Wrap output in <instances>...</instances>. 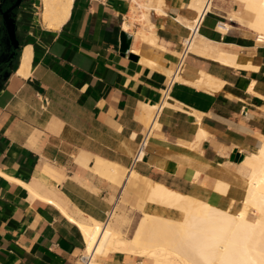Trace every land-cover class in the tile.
I'll use <instances>...</instances> for the list:
<instances>
[{"label":"crops","instance_id":"obj_1","mask_svg":"<svg viewBox=\"0 0 264 264\" xmlns=\"http://www.w3.org/2000/svg\"><path fill=\"white\" fill-rule=\"evenodd\" d=\"M162 1L164 14L151 11L144 20L122 0L105 7L73 0L66 23L51 31L36 12L40 0H24L16 13L17 59L9 67L14 50L0 23V264H78L86 242L69 218L105 224L115 211L123 232L137 225L142 200L127 189L131 172L216 208L240 204L234 163L264 137V57L252 39L220 33L218 16L209 15L199 33L259 71L189 54L173 82L186 24L196 14L189 0ZM142 30L154 31L156 46L137 36ZM27 47L32 60L23 78L16 70ZM200 73L221 81L220 90L193 85ZM170 82L169 106L159 110L142 159L133 163L147 130L142 106H161ZM218 182L225 192L215 190ZM144 210L165 216L169 209L146 203ZM140 263L124 253L95 260Z\"/></svg>","mask_w":264,"mask_h":264},{"label":"bare ground","instance_id":"obj_2","mask_svg":"<svg viewBox=\"0 0 264 264\" xmlns=\"http://www.w3.org/2000/svg\"><path fill=\"white\" fill-rule=\"evenodd\" d=\"M237 1L243 4V11L239 16L222 13L213 6L214 0H189L187 9L194 12L196 17L191 23L186 24L189 35L183 44L189 54L214 60L232 69L257 72L259 66L253 65L250 61L242 63L237 54L197 43L198 37L212 43L204 38L199 30L205 18L215 15L224 17L234 24H243L254 35L255 47H264V0ZM72 3L73 0H40L39 16L42 25L51 31L59 30L69 18ZM131 3L133 13L140 9L145 11L141 13L144 20H147L151 11L164 14L162 0H132ZM224 25L221 24L217 30L220 32L221 26ZM225 26L229 32L236 29L232 25ZM123 28L128 30V24H124ZM137 36L143 42L156 46L154 31L142 30ZM31 60V47H27L20 56L17 76L23 78L29 76ZM173 77V82L181 80V76L172 74L171 79ZM192 84L210 92L220 90L223 85L221 81L209 75H203V78L200 77ZM253 86L254 82L250 88L248 87L250 93H253ZM167 100L168 96H165L161 106H142L141 120L145 125L148 124L151 129L157 128L156 115L161 108L169 106ZM237 157L238 160L234 163L235 172L245 179V183L242 184L243 194L240 202L243 208L236 212H233L235 203L228 209L216 208L164 186L151 185L149 180L132 172L131 176L150 188L147 203L176 211L181 214V220L160 216L157 213V215L149 214L143 208L142 218L131 239L126 240L110 226L108 221L105 224H98L92 220L91 224H81L83 222L78 223L69 218L77 225L84 237L85 253L92 255L91 264L93 262L95 264L94 259L107 253L135 256L141 259L140 264H264V137L260 138L254 152L240 153ZM243 171H247L248 174L244 175ZM23 187L36 196L30 187ZM226 188V184L218 182L215 190L223 193ZM249 210L253 211L255 221L248 218Z\"/></svg>","mask_w":264,"mask_h":264},{"label":"rangeland","instance_id":"obj_3","mask_svg":"<svg viewBox=\"0 0 264 264\" xmlns=\"http://www.w3.org/2000/svg\"><path fill=\"white\" fill-rule=\"evenodd\" d=\"M213 4L218 10H220L222 13H225L227 15L239 16L242 13V11H243V4L240 3L237 0H215L213 2ZM39 7H40V5L38 4L37 5V9H36V12L38 13V15H39ZM139 11H142V13L145 12L142 9H140ZM139 11L136 10V13L138 14ZM136 13L134 12V14H136ZM149 14L150 13H148V16H149ZM138 16H140V14ZM138 16H137V18H138ZM212 16H215V15H212ZM218 18H219V22H221V24L224 23L225 25H232L233 27L236 28L235 30H232L230 32L241 34L244 37L252 39L253 45L256 46L255 43H254V35L249 30H247L243 24L231 23V22L225 20L224 17L223 18L222 17H218ZM225 25L221 26V30H220V33H222L224 35L230 33L229 31H227ZM197 43L200 44V45H207L208 47H211V48H218V46L216 44L209 43V42L205 41L201 37L197 38ZM255 48H258V50H260V52L262 54V57H264V47H255ZM230 51H229L230 53L237 54V52H232V50H230ZM227 52H228V50H227ZM240 60H242V59L240 58ZM203 75H204L203 73H200V77L203 78ZM145 126H146V129H147L148 124H146ZM234 173H235L236 181L240 182L241 184H244L245 183L244 182L245 179L240 177V176H238L236 174V172H234ZM243 174L247 175L248 172L247 171H243ZM150 184L153 185L154 183L150 182ZM127 189L130 190V191H133L134 193H136V194H138L140 196V198L142 200V203H141V206L139 207V209L137 211L142 214V210H143L144 206L146 205V203L148 201L149 191H150L149 186L144 185L140 180H138L137 178L131 176V174H130L129 179L127 180ZM242 208H243V205H241V204H239L237 207H235V205H234L233 212H236V211H238V210H240ZM164 215H165L164 217H168V218H171V219H174V220H181V214L176 212V211L168 210V211L164 212ZM247 216H248V218L251 221H255L256 220V217L254 216L252 210L247 211ZM141 218H142V215H140L139 220ZM118 220H119V216L115 213V211H113L110 214L109 219H108V222H109L110 226L113 229H115L116 232H118L122 238H124L126 240L131 239V237H132V235L134 233V230H135L137 225L134 224L133 227H131V228L129 227L126 232H123L118 227ZM139 220H138V222H139ZM138 222H137V224H138ZM120 224L122 226L128 225V219L125 217V220H123V221L120 220ZM96 259H94V260H96ZM93 264H94V262H93Z\"/></svg>","mask_w":264,"mask_h":264},{"label":"built area","instance_id":"obj_4","mask_svg":"<svg viewBox=\"0 0 264 264\" xmlns=\"http://www.w3.org/2000/svg\"><path fill=\"white\" fill-rule=\"evenodd\" d=\"M87 1L90 3H95V4H98L102 7H105L109 0H87ZM122 1H125L128 3L132 2V0H122ZM188 55H189V53H188V51H186V46H184V44H182V50H181V53H180L179 58H178V65H177L175 72L173 73L175 76H178L181 74L183 66L185 64V61H186ZM172 79H174V77ZM171 85H172V83L170 82L168 84V86L164 89L163 94H162V100L165 98V96L168 95V91H169ZM151 131H152V129L150 127H148L145 134L140 138V141H139L138 147H137V151H136V154H135L134 159H133V163H137L142 159V156H143L144 151H145L147 144H148V140H149V136L151 134ZM91 261H92V255L86 254V253L80 255L78 258V264H91Z\"/></svg>","mask_w":264,"mask_h":264},{"label":"water","instance_id":"obj_5","mask_svg":"<svg viewBox=\"0 0 264 264\" xmlns=\"http://www.w3.org/2000/svg\"><path fill=\"white\" fill-rule=\"evenodd\" d=\"M24 0H17L16 3L6 11H2L0 8V16L2 17V28L4 29L8 41L10 42L14 51L18 49V41L16 39V13L19 10ZM15 11V13H13ZM122 44L124 42L122 41ZM128 47L122 46V52H127ZM235 157H233L234 159ZM238 158V157H237ZM236 158V161L238 160Z\"/></svg>","mask_w":264,"mask_h":264},{"label":"flooded vegetation","instance_id":"obj_6","mask_svg":"<svg viewBox=\"0 0 264 264\" xmlns=\"http://www.w3.org/2000/svg\"><path fill=\"white\" fill-rule=\"evenodd\" d=\"M17 0H0V8L4 12L13 6ZM15 13V11L13 12ZM0 23L2 24V17L0 16ZM17 59V52L13 51L6 57L7 66H13Z\"/></svg>","mask_w":264,"mask_h":264}]
</instances>
